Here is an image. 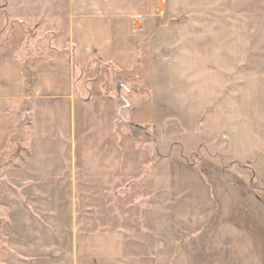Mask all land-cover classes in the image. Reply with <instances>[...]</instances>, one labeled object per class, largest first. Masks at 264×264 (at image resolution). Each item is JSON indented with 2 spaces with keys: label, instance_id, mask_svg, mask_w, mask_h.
Segmentation results:
<instances>
[{
  "label": "rangeland",
  "instance_id": "rangeland-1",
  "mask_svg": "<svg viewBox=\"0 0 264 264\" xmlns=\"http://www.w3.org/2000/svg\"><path fill=\"white\" fill-rule=\"evenodd\" d=\"M150 4L148 14L127 17L130 34L139 40L134 45L136 57L126 55L123 66L100 63L110 73L111 97L122 96L130 103L122 116L141 126H125L122 130L141 152V175L136 180L76 182L74 220L78 233L96 236L90 240L94 245L102 242L99 235L118 233V237L112 234L110 240L117 237L125 249L108 250L109 259L118 258V254L120 259L133 258L146 264L142 260L157 254L163 259L172 256V264H197L196 246L203 229L211 230L209 237H213V229L223 239L236 235L237 244H243L246 228L264 226V175L256 174L254 178L244 162H235L229 152L227 117H217V105L212 104L213 87L217 85L220 94L217 97L216 93L215 98L224 100L234 85L239 93L252 78L264 84V0H150ZM1 7L7 22L26 24L23 50H29L32 56L70 45L69 0H0ZM194 53L200 59L190 58ZM187 64L188 83L196 76L200 83L204 82V97L209 103L202 108L190 107V111H200L195 116L190 114V118L182 114L175 96L180 95L181 84L186 83L182 73ZM169 67L174 68L175 75H169ZM76 71L79 78V68ZM31 104L24 105L26 115ZM182 119L191 131L187 140L181 138ZM167 132L174 134L172 141L177 145L171 169L172 201L159 191L170 180L166 171L169 166L164 161L169 150ZM148 135L160 140L162 161L158 154L153 155ZM182 154L189 169L181 166ZM21 161L22 154L14 143L0 165V264H11L10 259L16 257V248L10 250V240L3 232L14 225L19 227V216L10 218L7 210L11 200L8 196L21 197L19 181L11 179ZM261 173L264 174V165ZM185 180L188 195L179 192L184 190ZM171 227L172 235H165L164 231ZM235 228L237 231H232ZM226 229L231 231L225 233ZM258 236L252 235L253 241L263 238ZM70 238L58 234L54 240L45 236L43 242L69 243ZM75 238L79 242L83 235ZM93 248L95 253L97 248Z\"/></svg>",
  "mask_w": 264,
  "mask_h": 264
},
{
  "label": "crops",
  "instance_id": "crops-1",
  "mask_svg": "<svg viewBox=\"0 0 264 264\" xmlns=\"http://www.w3.org/2000/svg\"><path fill=\"white\" fill-rule=\"evenodd\" d=\"M150 8V0H69L70 45L64 50H45L36 56L23 50L26 24L7 22L0 8V165L14 143L22 154V161L11 176L19 181L21 197L8 196L11 200L8 199L7 210L10 218L19 216L20 223L19 227L14 225L3 232L10 240V250L16 248V254L12 251L16 257L10 259L11 264H140L133 258L120 259L118 254V258L109 259L108 250L125 249L117 238L118 233H110L111 236L96 234L101 236L102 242L97 241V236L98 244L94 245L90 240L96 236L76 231L74 194L76 182L80 180H136L141 175V152L122 131L125 126L135 129L141 126L122 116L130 103L122 96L111 97L110 73L100 63L116 62L123 66L126 55L132 54V59L136 57L134 45L139 40L130 34L127 17L146 15ZM194 54L190 58L200 59ZM185 68L182 75L186 83L181 84V93L175 96L179 98L182 114L190 118V114L195 116L200 112L198 109L190 111V107L202 108L209 103L204 97V82L200 83L196 76L188 83L189 65ZM173 69L168 68L170 76L175 75ZM119 83L123 84L125 80ZM262 83L258 78H252L239 93L234 85L224 100L215 98L216 93L219 96L220 88L218 85L216 89L213 87L212 104L217 105L214 114L227 117L229 125V152L235 162H244L251 169L254 178L256 174L264 175L261 173L264 165ZM27 102L32 103L28 115L26 111L23 113ZM221 107H227V110L222 111ZM181 121V138L187 140L191 131L185 127V120ZM167 133L169 150L164 161L169 166L166 171L170 173V180L169 185L165 184L159 191L172 201L171 169L177 145L172 141L174 134ZM148 137L152 139L153 155L157 157L158 154L162 161L163 156L158 152L160 140L151 135ZM181 147L184 153L183 143ZM180 156L181 166L189 169L185 156ZM182 183L185 187L179 192L186 194L189 184L187 180ZM165 231V235H172L173 228ZM209 231L203 229L199 235L197 264H264V226L246 228L243 244H237L236 235L223 239L213 229L214 233H210L213 237H209ZM58 234L73 238L69 243L43 242L45 236L54 240ZM112 234L117 236L113 242L110 240ZM255 234L263 238L253 241ZM76 235H83V240L77 242ZM170 246L168 250L171 251L173 242ZM93 247L97 248L95 253ZM146 259L142 260L146 264L173 263L172 256L163 259L154 254Z\"/></svg>",
  "mask_w": 264,
  "mask_h": 264
}]
</instances>
